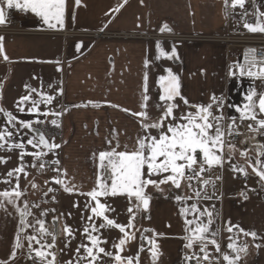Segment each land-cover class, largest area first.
I'll return each instance as SVG.
<instances>
[{
	"label": "crops",
	"instance_id": "1",
	"mask_svg": "<svg viewBox=\"0 0 264 264\" xmlns=\"http://www.w3.org/2000/svg\"><path fill=\"white\" fill-rule=\"evenodd\" d=\"M261 1L264 3V0ZM261 1L256 0L257 5ZM230 4L231 0L229 7L225 6L223 0H80L77 6L75 0H67L63 28H49L34 13L15 9L19 26L35 32L2 36L4 50L0 60V106L12 111L21 120L35 121V114L27 111L21 113L16 108L17 101L28 95L30 88L37 90L32 94V99H40L39 93L55 96L51 105H40L41 112H59L61 106H66L63 138L56 142L60 147L57 148V153L47 156L54 162L59 161L54 169L55 175L53 179H48L50 184L46 187L48 190L53 185L58 187L55 199L51 197V202L39 201L43 187L29 172L27 175L19 174L24 196L17 201L21 208L25 201L28 203L29 210L33 213L31 219L35 217L34 205H39L40 211L45 209L51 216L49 230L54 217H58V208L61 212L65 208L64 213L59 216L57 227L55 226L59 233L56 247L58 264H64V261L72 258L81 242L88 243L82 235L83 227L87 223L86 217L90 214L85 211V203L90 199L85 194L98 186V180L107 179V183H111V169L107 166L100 168L99 152L111 151L113 148L121 151L125 145L131 148L141 131L139 118L133 116V113L141 110L145 72L148 74L149 90H153V85L150 84L151 71L156 81L155 87L158 88L159 77L167 75L165 70L171 68L180 78L181 95L192 105L207 104L213 95H224L228 104H233L237 85L246 86L238 78L228 81V56L234 47L228 50L224 41L204 39L248 31L243 26L241 15L235 13ZM248 21L255 23V18ZM165 24L170 31L160 30ZM64 31H106L113 33L115 37L77 36L63 34ZM157 34L186 38L163 40L155 38L154 35ZM131 35L135 37H128ZM158 42L169 53L174 46L177 56L156 59L159 55ZM5 54L7 60L4 59ZM146 59L149 61L147 67ZM148 95L150 96L149 91ZM151 99L149 114L155 118L160 115L155 107L159 101L154 100L152 93ZM23 106L25 109L31 107V101ZM229 112L237 114L233 108H229ZM52 116L40 115L39 119L46 122ZM5 121L6 117L0 114V127ZM38 125L41 124H34V127ZM25 131L28 132L25 139L34 135L28 130ZM263 140L264 135L261 137V145L264 144ZM26 147L28 152L37 151L30 145ZM0 156L7 159V163H0V191H10L15 187L16 177H8L7 172L19 166V150L0 149ZM32 159V156H25L24 164L31 168ZM57 168L60 169L59 172L56 171ZM54 178L63 179L65 185L74 186L75 190L65 191L63 185L54 183ZM231 182L228 180L225 186L227 198L222 206L215 201L196 198L185 183L180 189L170 184H162L159 188L148 186V217L144 216L145 210L141 207L138 210L133 208L134 228L127 229L130 233H136L135 236L140 234V244L133 247L130 243L123 256L136 257L139 253V264H181L185 254L200 247H185V237L191 234L189 229L195 226L196 218L203 223L208 221L207 215L199 216L191 211L182 214L181 210L192 204L198 206V203H202L212 213V218L218 215L220 233L227 230L229 222L243 228L245 232H255V239L242 232L229 233L246 238L244 240L247 241V253L242 257L241 252L239 253L240 261L250 259L251 253L252 259L248 264H264V193L251 197L238 194V186ZM178 195L192 199L177 201ZM100 199L115 209L114 212L107 213L110 218L119 224L129 223L131 214L127 209L136 203L134 198L129 201L126 195H110ZM4 204L5 207L0 208V261H6L7 264L11 261L12 264H33L26 256L28 248L24 233H20V236L25 247L17 251L15 260L10 259L21 226L20 215L14 205L7 201ZM57 204L60 207L55 211L45 207ZM75 204L79 207H74ZM185 215L193 220V225L186 224ZM69 217H72L71 227L75 232V239L66 248L62 229L65 224L69 225ZM74 220L77 224H73ZM95 222L98 226L102 220L96 219ZM213 224L215 227V221ZM144 230L151 233L150 241L157 245L155 260L150 251L152 243L149 241L147 246L141 244ZM27 233L33 234V229H27ZM100 233L102 238L108 240V244L104 245L106 250L115 253L113 244L123 237L122 233L116 228L101 229ZM47 239L51 242L50 237ZM234 243L237 248L244 246V242ZM221 247L223 254L234 252L222 243ZM212 248L214 249L211 250H215L214 245ZM60 249H63L62 253ZM36 264H39L38 260ZM104 264H115V261L105 257ZM223 264L227 262L223 260Z\"/></svg>",
	"mask_w": 264,
	"mask_h": 264
},
{
	"label": "snow or ice",
	"instance_id": "2",
	"mask_svg": "<svg viewBox=\"0 0 264 264\" xmlns=\"http://www.w3.org/2000/svg\"><path fill=\"white\" fill-rule=\"evenodd\" d=\"M223 2L226 7H229V0H223ZM248 2L253 5L254 12L252 15L255 17V23L246 19L249 13L245 10L241 14L244 28L253 33H264V11H260L261 5H257L255 0H248ZM75 3L78 6L80 0H75ZM245 3L246 0H231L230 7L235 9L238 6L244 9ZM11 9L30 11L40 17L49 28H57L58 26L63 28L67 0H0V25L7 22L9 18L7 10ZM160 30L163 32L171 29L165 24ZM2 41L3 37H0V53H3ZM157 49L159 50V55L156 59L177 56L174 46L169 53L158 42ZM250 51L253 53L252 58L250 60L246 58V64L238 65L239 76H247L264 81V61L257 62L254 55L255 50ZM4 59H8L6 54ZM258 63L259 67L257 69ZM148 64L149 61L146 59L145 67ZM165 71L167 75H161L158 79L161 91L159 103L155 105L160 115L154 118L149 114L151 97L148 95V74L145 72L141 110L133 113V116L139 118L141 131L137 134L132 147L129 148L125 145L124 150L121 151L113 148L111 151L99 152L100 168L104 169L107 166L111 169V183H107V179L104 181L98 180V186L85 194L90 199L85 203L84 207L85 211L90 214L86 217L87 223L83 227L82 235L87 239L88 243L81 242L75 249L73 257L64 261V264H104L105 257L113 258L115 264H134V261L135 264H139V253H137L136 257H125L121 253L126 243L135 239V234L127 230L134 228L135 214L133 208L138 210L142 206L143 209L147 210L149 206L150 197L146 192L148 186L159 188L162 184H170L176 189H180L184 183H187L188 187L191 188L193 180L207 186L213 182L209 179H203L204 173L215 167H223L226 162L229 163L233 171L240 172L245 176L248 175L244 166L231 163L232 156L236 151L235 145L228 143V157L227 160L225 159L223 152L225 137L233 135L247 136L250 133L252 134L251 138L255 139L256 136L264 135V92H258L255 87H250L243 94L242 102L239 104H226L223 96L217 97L213 95L207 104L192 105L186 97L181 95L179 76L174 74L171 68ZM231 75L236 76L237 73L232 72ZM26 87L28 86L26 85ZM36 91V89L30 88L29 94L20 97L16 104L18 112L27 111L30 114H35V121L21 120L12 111L0 106V114L6 117L4 125L0 127V149L8 151L19 150L18 159L20 161L18 167L7 172L8 177H16V183L15 187L10 191H0V208H4V201H7V203L16 207L20 215L21 226L10 255L11 260H15L17 251L25 247V243L21 242L20 236V233H24L29 252L28 258L33 261V264H36L37 260L39 264H58L56 247L59 233L55 224L59 218L54 217L51 230H49L44 219L34 218V223L27 219L33 216V213L29 210V205L26 201L23 203L22 208L17 204V201L24 196V191L21 190L19 183V174L27 175L24 164L25 156H32L36 160H42L46 155L43 149L52 151L60 147L54 141H49L40 128L34 127V124L44 123V121L39 119L40 115L45 117L61 115L59 112H41L40 105H51L55 100V96L39 93L40 99H32V94L36 93ZM177 98L191 110L182 111L181 104L177 102ZM29 101H31L32 106L25 109L23 105H26ZM89 103L93 102L89 101ZM93 106L98 105L93 104ZM226 106L233 108L238 115L226 116L224 113ZM124 111L127 112L129 110L124 109ZM225 122H227L226 127ZM51 123L55 125L57 121L53 119ZM242 127L244 129L243 132H241ZM25 130L34 133V135L25 139L28 135ZM17 137H20V139H17ZM28 145L37 149V151L28 152L26 147ZM240 155L246 158L247 166L251 167L261 181H264V144L257 146L254 158L249 156L247 150L240 151ZM105 161H107V165H105ZM0 163H7V159L0 156ZM55 163L59 164V161L57 160ZM32 166L35 167V164ZM39 167L43 169L45 165L41 163ZM56 171L59 172L60 169L57 168ZM64 175H67L66 170ZM217 179H220V177H217ZM7 182L5 181V183ZM54 183L63 185L64 190L67 192L75 190L74 186L65 185L63 179L54 178ZM33 187H36V185L33 184ZM48 191L52 192L54 189L49 188ZM110 195H126L129 201L133 198L135 199L136 203L134 206L127 209L131 214L127 225L119 224L115 219L107 215L109 212H114L115 209L106 202H101L100 198ZM194 196L198 199H211V196L206 192L202 195V191L199 188L194 189ZM190 199L192 197L176 196V200L181 202ZM34 206L39 208V205ZM74 207L78 208L79 205L75 204ZM189 211L199 216L207 215L208 221L203 223L196 218L195 226L189 229L191 234L185 237L187 240L185 247L192 249L195 245H199V251L203 253L202 259L208 261V264H213L208 252V245H214L215 250L220 252V244L215 238H210L217 235L215 232L210 233L212 213L208 212L207 209L201 211L197 204H192L189 208L181 210L182 214ZM46 215L47 211L41 212V216ZM82 218L84 217L82 216ZM96 219L102 220L98 226L95 222ZM186 224L193 225V220H186ZM29 228L33 229V234L27 233ZM105 228H116L123 233V237L119 239V242L113 244V248L116 250L115 253L107 251L104 247V245L108 244V240L102 238L100 230ZM234 228H238L244 235H251L254 239L256 238L257 234L255 232H245L243 228H239L238 225H232L229 222L227 231L232 232ZM62 232L65 235V247L67 248L70 246L71 241L75 239V232L67 224L64 225ZM48 237L51 238V242L48 241ZM150 243H152L150 251L155 260L157 258V245L152 241ZM34 245H38V247ZM227 247L237 253L235 257L230 256L228 253L222 254L223 260L227 264H237L240 258L239 253L247 251V245L237 248L234 242L229 243ZM256 247H260V245H256ZM59 251L62 253L63 249ZM185 259L189 261L195 259L197 264H201V258L196 253L186 256ZM0 264H7V262L0 261Z\"/></svg>",
	"mask_w": 264,
	"mask_h": 264
},
{
	"label": "built area",
	"instance_id": "3",
	"mask_svg": "<svg viewBox=\"0 0 264 264\" xmlns=\"http://www.w3.org/2000/svg\"><path fill=\"white\" fill-rule=\"evenodd\" d=\"M256 3V0H255ZM247 11L249 13V16L246 17V19L251 20L254 19L255 17L252 15L254 12V8L252 3H249L248 0H246L245 3V8L241 9L238 6L235 8V12L239 13L240 15L244 12ZM19 21L17 19V15L15 12V9L9 10V18L8 21L0 25V35L1 36H8L10 34H14L15 30L19 31H31L35 32L33 30H27V29H19ZM63 34H70V35H77V36H92L95 38H103V37H115L113 33H109L106 31H97V32H76V31H64ZM128 37H135V36H128ZM155 38L158 39H163V40H173V39H181V37L175 36V35H169V34H157L154 35ZM210 39L217 40V41H224L227 43L226 47L229 49L231 46L239 48L240 49V56L238 60L237 67L233 69V72H236L237 75L236 77L241 78V79H254V78H249L247 76L245 77H240L239 76V68L238 65H244L246 64V58L250 60L253 56V53L250 50H255V58L257 62L259 61H264V33H253L250 31L246 32H241V33H233L225 37H211ZM259 67V63L257 64V69ZM225 103L228 104L226 96H224ZM66 110V106L63 105L60 108L59 113L61 115L59 116H52L51 119L48 122H44L40 128L46 138L49 139V141H53L56 139H61L64 133V112ZM224 113L226 116H234L238 114H230L229 112V107L224 108ZM55 119L57 123L53 125L51 121ZM227 125V122H225V127ZM244 129L243 127L241 128V132H243ZM252 134H248L247 136H226L225 137V145H224V156L225 159L227 160L228 157V143H231L235 145L236 151L234 152L232 156V164H237L240 166H244L246 168V171L248 172V175L245 176L244 174L240 172L233 171L232 167L229 165V163H225L223 167H215L208 172L204 173L203 179H209L213 183L208 184L207 186L203 185L202 183H198L196 180H193L192 187H188L193 193L194 189H201L202 195L203 193H207L209 196H211V199H202L205 201H218L219 203H222L223 200L225 199V194H224V189L227 183V180L230 178L234 183L242 185L240 188L239 192H243L248 196H254L260 192L264 191V186L261 183L255 184L253 187L248 186V183L251 180V167L247 166V161L245 157H242L240 155V151L247 150L249 153V156L255 157L256 155V149L257 146L260 145V136H256L255 139L251 138ZM244 141V142H242ZM47 150V149H46ZM48 151V150H47ZM52 152V151H48ZM38 164L43 163L46 168H53L55 167V164L52 163L51 161L45 159L43 157L42 160H36ZM254 163V159H253ZM217 177H220V179H217ZM187 184V183H186ZM188 186V185H187ZM54 191H57V187H52ZM40 200H44V196L40 197ZM147 216V214H145ZM232 233H238V228H234ZM150 238V234L148 232H144L142 234V243L143 245H146L148 242V239ZM210 258L212 259L213 264H222L223 261V256H222V251L220 249V252L215 251H208ZM193 253H196L200 258H201V264H208V261H204L202 259L203 253H201L199 250L191 252L187 254L186 256H191ZM182 260L181 264H197L196 260L193 259L191 261L186 260L185 257ZM219 258V259H217Z\"/></svg>",
	"mask_w": 264,
	"mask_h": 264
},
{
	"label": "rangeland",
	"instance_id": "4",
	"mask_svg": "<svg viewBox=\"0 0 264 264\" xmlns=\"http://www.w3.org/2000/svg\"><path fill=\"white\" fill-rule=\"evenodd\" d=\"M259 5H261L260 11H264V3L261 1ZM7 11L9 13V10H7ZM17 25L19 26V24H17ZM21 28L22 27L19 26V29H21ZM23 29L24 28H22V30ZM28 33H33V32H31V31L24 32V31L15 30V33L14 34H10V35H24V34H28ZM179 37H181V39L186 38L184 36H179ZM210 38L211 37H205L204 39L213 40V39H210ZM231 47H233V46H231ZM239 56H240V49L239 48H236V47L235 48H231V50L229 52V56H228V59H229V75H228V81H230L232 78L235 77V76H232L231 73L233 72V69H234L236 63H238ZM1 57H2V53H0V60H1ZM0 70H2V69H0ZM151 72L152 73H151V77H150V84L153 85V90H152V88L149 90L150 97H151V93H152L153 96H154V100L155 101H159L160 89H159V87L158 88L155 87L156 81H155L154 76H153V71H151ZM239 80L243 81V84H246V86L242 87V85H237V90H235V93L233 95L234 96L233 104H239V103H241L242 102V99H243V94L250 87H255L258 92H263L264 91V81H262L260 79L249 80V79H241V78H239ZM151 101H152V99H151ZM178 103L181 104V110L182 111H185L186 112V111L191 110L188 107L184 106L183 103H181V101H178ZM31 163H32L31 165H34L35 164V167L32 166L30 168V167L27 166V164H25V166H26V172L27 173L30 172V175H33V177L36 178V181L39 184L42 185V187H43V193H44V196L46 197V200H47L48 195H45V193H48V189H46V187H48L49 184H50V182H48V179H53V177L55 175V170L53 171V170H49V169H46V170L41 169L38 165H36L35 157H33V159L31 160ZM154 179H155V177H154ZM252 184H255V180H253V179L249 182V185L253 186ZM45 207L47 209L48 208H50L52 210L54 209V211H55V210H57V207H60V206H59V204H57V206L56 205H54V206H49L48 205V206H45ZM197 207L200 208V209H202L201 211H203V210H205V207L206 206H205V204L198 203V206ZM62 210H63L62 212L64 213L65 208H62ZM44 211H46V210L45 209H42L40 211V210H38L37 207H35L34 208V216L35 217H32V219L30 217H28L27 219L30 222H32V223L35 222L34 221V218L44 219L45 220L46 227H49V225H50V217L51 216H50L49 213H47V216H41V212H44ZM62 212L59 211V208H58V210L56 212V215L58 216V218H59L60 215H62ZM185 217H186L187 220H189L186 215H185ZM216 217H217V219H216ZM69 218H70L69 226H71L72 217H69ZM76 219L77 218H75V220ZM58 220H57V222H58ZM75 220H74V223L73 224H77ZM214 221H215V227H214V224H213ZM211 232H215V233H217V235L215 237H210V238H215L217 240V242L219 240H221V243L224 244V245H228L229 243H232V242H238V243H242L243 244V240L244 239L240 235H232L227 230H224L223 233H220V231L218 230V215H214V218H212V223L210 225V233ZM100 234L102 236V233H100ZM134 234L136 235V233H134ZM122 236H123V233H122ZM230 237H231V239H229ZM117 242H119V241H117ZM130 243H132V246L133 247L136 244L139 246V244H140V234L137 235V236H135V239H132V240H130V241H128L126 243V245L124 246V250L121 253V255H124L127 252V249L129 248ZM210 247L211 248H209L208 250L214 249V248H212V245H210ZM56 252H57V257H58V250ZM228 254L230 256H232V257H235L236 256V252H232L231 251ZM28 255H29V252L27 250L26 256L28 257ZM249 258L250 259H248L246 261H240V259H239L238 262H237V264H248L250 262V260L252 259V254L251 253L249 254ZM12 262L13 261H11L9 264H12Z\"/></svg>",
	"mask_w": 264,
	"mask_h": 264
},
{
	"label": "water",
	"instance_id": "5",
	"mask_svg": "<svg viewBox=\"0 0 264 264\" xmlns=\"http://www.w3.org/2000/svg\"><path fill=\"white\" fill-rule=\"evenodd\" d=\"M264 92V91H263ZM257 176V175H256ZM258 177V176H257ZM264 182V181H263ZM141 208L143 209V207L141 206ZM148 209V208H147ZM145 210V209H144ZM244 253H247V251L246 252H244Z\"/></svg>",
	"mask_w": 264,
	"mask_h": 264
},
{
	"label": "flooded vegetation",
	"instance_id": "6",
	"mask_svg": "<svg viewBox=\"0 0 264 264\" xmlns=\"http://www.w3.org/2000/svg\"><path fill=\"white\" fill-rule=\"evenodd\" d=\"M241 254H242V253H241ZM241 254H240V255H241Z\"/></svg>",
	"mask_w": 264,
	"mask_h": 264
},
{
	"label": "trees",
	"instance_id": "7",
	"mask_svg": "<svg viewBox=\"0 0 264 264\" xmlns=\"http://www.w3.org/2000/svg\"><path fill=\"white\" fill-rule=\"evenodd\" d=\"M51 199V198H50Z\"/></svg>",
	"mask_w": 264,
	"mask_h": 264
}]
</instances>
